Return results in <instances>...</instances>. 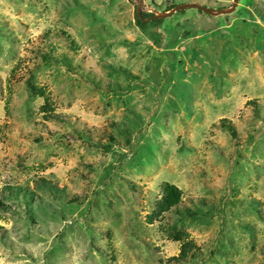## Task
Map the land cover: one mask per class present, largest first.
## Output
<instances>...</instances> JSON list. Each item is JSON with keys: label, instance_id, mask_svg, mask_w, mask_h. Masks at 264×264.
<instances>
[{"label": "rangeland", "instance_id": "obj_1", "mask_svg": "<svg viewBox=\"0 0 264 264\" xmlns=\"http://www.w3.org/2000/svg\"><path fill=\"white\" fill-rule=\"evenodd\" d=\"M142 1L171 13L140 26L136 0H0V264H166L168 230L199 248L181 264H264V1ZM47 29L68 68L37 54ZM163 183L180 203L149 221Z\"/></svg>", "mask_w": 264, "mask_h": 264}, {"label": "trees", "instance_id": "obj_2", "mask_svg": "<svg viewBox=\"0 0 264 264\" xmlns=\"http://www.w3.org/2000/svg\"><path fill=\"white\" fill-rule=\"evenodd\" d=\"M229 6H230L229 4L227 6H226V4H223V5H220L217 8V10L227 9ZM172 7H174V6L172 5ZM172 7H170V8H172ZM136 18H137L138 24L140 26L152 24L154 27H156L159 24V22L161 21V18L160 17L155 18V15L153 13H148V12H143V11H140L139 12V16L136 17ZM148 18H151V20H149L147 22H145L143 20V19H148ZM155 22H158V23H155ZM41 39H42L41 45H39L37 47V54H40L42 62L45 63V64H48V60L51 61V58H53L55 56L56 52H60L61 54L56 55L55 63H57V64H55V67L57 69H66V68H68V65L70 63H69V60H68L69 58L67 56V53L66 52L62 53L63 47H62L61 43L59 44L56 40H53V36H52L51 30L47 29L44 32V34L42 35ZM67 45L69 46V48H73V47L76 46V42L73 40V38H70L68 40V44ZM37 57H39V55H37ZM164 61H165V59L161 58V62H164ZM153 74H155V77L157 78V80H160L161 83H165L166 82L167 78L165 77V75L167 73L164 70V68L158 67L157 70ZM29 79L30 78H28V83H29ZM145 81L146 80L141 78V79H138L136 81V84H138L140 87H143L144 83H146ZM24 84H27V83H24ZM149 90H150V88H146V89L144 88L142 90V93L145 94V96L148 99H153L154 98L153 97L154 94H150ZM65 92L68 93L69 96H70V93L67 90H65ZM1 93H2V91H1V88H0V94ZM70 98H71V96H70ZM155 99H156V97H155ZM248 104H252V105L255 106V101L254 100H250V102H248ZM222 122H229V121L227 119H223ZM131 124L135 127V128L133 127L134 131H133L132 134L129 133L130 137H126V140H125L126 142L122 146V147L126 148L127 152L130 151V148L132 147V144L136 143L139 140L138 137L143 136L145 131H146L145 130L146 129L145 126H142L140 123H137L136 120L131 121ZM146 124H148V123H146ZM73 130H74V128H73ZM126 134H127V132H126ZM127 138H129L130 141H128ZM54 139H56V138H54ZM102 139H103V136H102ZM101 141L102 140H100L99 143L96 144V146L100 147V148H102L104 150L108 151L113 146H115V144H113V142H111L110 144H107L105 146H102ZM109 141H112V138H109ZM124 155H125V153L121 154L122 157ZM140 163H141V160L139 159V161L136 164H140ZM23 168H24V166L22 164L21 169H23ZM23 170H25V169H23ZM111 175L112 174H110V176ZM159 188L161 189V193H160V190H159V198H157L154 201V205L155 206H154V210L152 211L151 215L148 217L149 221H152L153 219H162V217H163V215L165 213L171 211L172 208L176 207L180 203V193H179V191L176 188H174L173 186H171V185H169L167 183H163L161 186H159ZM223 197L224 198H221V200L216 201V202L214 200L211 201L212 203L211 202H207L206 204H208V206L205 209L206 214L211 215L212 211L220 212L221 211V206H222V201H223V206L222 207L228 206V205H230L232 203L231 199H229L228 196H223ZM245 230L250 232L249 226H247V225L244 226L242 231H245ZM167 233H168L169 238L173 237L172 240L174 242H180V246H179V252H178L177 256L168 258L166 260V264H181L184 261H187L190 258V256L193 255V253L198 252L199 248L195 246L194 242L192 240L189 241V242L187 241V237H188L187 233L184 234L183 232H181V236H179L178 233L171 232L170 230H168ZM250 237L254 238L252 236H250ZM248 238H249V236H248ZM233 248L235 250L234 253H236L238 249L236 250L235 247H233ZM252 249H253V247H252ZM190 250H192L193 253L192 252L190 253ZM202 259H205V258H202ZM198 260L200 261L201 259L199 258Z\"/></svg>", "mask_w": 264, "mask_h": 264}, {"label": "water", "instance_id": "obj_3", "mask_svg": "<svg viewBox=\"0 0 264 264\" xmlns=\"http://www.w3.org/2000/svg\"><path fill=\"white\" fill-rule=\"evenodd\" d=\"M137 1V3H138V12H139V7L141 6L140 4H142L143 3V1L142 0H136ZM264 1V0H263ZM236 2H237V0H233V4H232V6H231V9H233L234 8V6H235V4H236ZM195 7H197L198 9H200L202 12H205V13H207V14H209V15H219V14H227V13H229L230 12V10H218V11H216V12H211V11H209V10H206L205 8H203V7H200V6H198V5H194ZM180 8H181V6H179ZM177 9V8H176ZM176 9H174V10H176ZM174 10H172V11H174ZM171 12H169V13H167L166 15H168V14H170ZM166 15H159V16H155V18H158V17H164V16H166Z\"/></svg>", "mask_w": 264, "mask_h": 264}]
</instances>
